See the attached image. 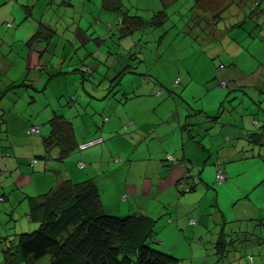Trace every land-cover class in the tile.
Returning <instances> with one entry per match:
<instances>
[{"label":"rangeland","instance_id":"rangeland-1","mask_svg":"<svg viewBox=\"0 0 264 264\" xmlns=\"http://www.w3.org/2000/svg\"><path fill=\"white\" fill-rule=\"evenodd\" d=\"M230 1L240 3L242 0H199L197 5H195V0H121L123 10L129 15H138L148 20L155 12L163 10L166 17L160 24L151 23L150 26H145L133 31L128 36L121 37L126 47L123 46L130 48L131 52L137 56L136 61L134 58L131 60L126 52L128 49L123 50L115 44L107 43V46L110 45L112 53L118 58V63L121 60L130 61L129 72L121 78L122 83L119 86L111 87H114L113 93L123 96L122 92L129 89L134 83H141V75L137 69L139 65L143 64L150 71L148 73L150 81L158 85L160 90L165 92V96L170 95L180 105L184 103V107H191L193 111L204 108V112L211 117L220 111L219 104L223 102L226 110L220 112L219 122H216L209 132L215 131V127L218 129L225 125L226 121L233 122L235 119L238 122L241 116H253L257 120L263 121L264 88L258 87L260 84L257 86L256 84L259 77L264 76V12L262 15H250L251 0H246L245 7L241 5L239 6L241 9L237 10L236 6L232 5L221 13V21L214 24L218 37L208 40V32L205 31V23L212 16L211 11L223 8ZM31 9L35 20L48 22L56 28L55 38H59L58 40L61 41L57 45L58 56L61 53L62 44L67 42V48L72 49L71 55L77 59L79 55L74 54L75 49L72 48L71 42L76 38L75 36L89 37L88 34H93L92 30L96 33L93 35L95 37L96 35L104 37L107 33L105 28H110L108 35L116 38L120 36L119 19L116 12L102 10L101 0H73L71 5L47 6L46 8L38 5ZM242 9L245 11L242 12ZM21 17H23V13ZM30 17V15L25 17L24 21ZM11 20L7 19L4 22L1 20L0 28L3 27L5 31H11L23 23V21L18 22L13 27L7 28L6 22L10 23ZM238 21H243L242 25L234 26L233 24ZM207 29L209 31L211 26L209 25ZM87 40L88 38H84V43ZM103 44L100 42V45H96L100 48L97 56L94 57L95 61L91 58L86 61L87 65L90 61L96 62L99 69L85 74L76 71L57 75L45 90L35 94L36 103L39 104L38 101L44 97L54 96L57 89H61L63 92L64 89L77 88L78 104L80 100L84 99V96H87L83 87L92 90L93 86H106L113 83L112 78L117 70L109 69L108 75L107 71L103 72L105 69L103 63L107 64L106 67L111 64L106 59L108 56L103 55V49L107 47ZM117 49H120V53L116 52ZM31 75L33 78L37 76L36 73ZM83 76L84 79H82ZM175 79L179 80V84L174 83ZM221 80L227 82V88L217 86ZM45 82L46 80L36 84L44 86ZM22 92L24 95L26 94L24 88H16V86L9 88L5 97L2 96L4 100L1 102L4 104L10 102L12 105V101ZM27 92L28 96L33 95V92ZM236 94L238 97L232 99ZM131 95H125V98ZM228 100L232 102L231 106H227ZM233 102L240 103L233 108ZM33 106L34 103L30 101V97L24 96L14 108L15 115H8L5 117V121L0 118V127L3 128L2 126L5 124L7 132L5 135H9L13 146H15V151L23 155L27 154L30 148L22 147L16 143V129L20 125L15 123V118L16 114H24L26 108L32 110ZM197 119H201V117ZM205 119L207 118L202 117V120ZM8 121H10V125L6 124ZM209 123L206 122L197 128L194 127L193 130L191 129L190 136H194V139L200 143L196 132L204 130ZM1 128L0 135H4ZM217 142L223 143L222 138L202 139V144L212 154L206 166L212 167L206 168V172H202L203 182L199 180L198 176H195L192 190L177 194L176 188H173L176 197L172 203L173 210L165 212L157 221L153 229L152 245L171 252L180 259L179 264H232L238 262L236 259H242L239 264L242 261L247 264L248 256H251L253 260L250 264H263L264 251L256 250L257 240L254 234H262L263 241L260 246L264 249V225L258 223L259 219H264V162L257 157H254V159H259L257 161L253 158L247 159L250 161L239 166V175L234 177V180L230 181L226 176L222 182L216 183L215 179L213 181L216 169L213 163L217 160L220 164L222 161L219 158L213 161V158L215 153L223 147ZM249 162L252 163L248 164ZM245 165L246 167H244ZM188 172V176L192 177V171L189 168ZM184 174L182 175L184 176ZM10 191L5 193L8 201H0V238L12 237L13 234L31 231L37 227L35 220L27 218L29 207L25 199L26 192L21 193L17 190L13 194ZM10 201L13 206H10ZM214 203H216L215 206ZM177 206L180 213L186 211L192 214L191 219H196L197 224L188 226L186 220L182 222L180 217V220H177V216L173 212ZM216 208L222 213L224 220L229 222L226 224V232H236L237 234L240 232L235 235L234 239L248 235L246 236L248 240L240 242L239 238L236 239L233 246L231 245V248L235 250H229L227 256L220 260L217 259L213 247L222 222ZM184 222L187 225L183 226ZM175 223H178L179 227L175 226ZM3 244L4 241L0 240V261L3 259L1 251ZM241 255L242 257L239 258ZM45 262L46 258L40 264H45Z\"/></svg>","mask_w":264,"mask_h":264},{"label":"crops","instance_id":"crops-1","mask_svg":"<svg viewBox=\"0 0 264 264\" xmlns=\"http://www.w3.org/2000/svg\"><path fill=\"white\" fill-rule=\"evenodd\" d=\"M72 1L0 0V21L12 19L11 27L23 21L17 29H11V31H5L3 27L0 28V118L5 121V117L8 115H15L14 108L24 96L30 97V101L34 103L32 110L26 108L24 114H16L15 118V123L20 125L16 129V143L22 147L30 148L27 154L23 155L15 151V146H13L9 135H5L7 133L5 124L2 126L3 128L0 127L4 131V135H0V197L4 198L3 201H8L5 193L10 189L13 194L18 190L21 193L26 192V195L35 196L56 188L65 179H69L73 183L92 180L97 186L104 212L118 216L143 213L156 219V226L159 218L172 209V203L175 201L174 183L181 178L185 169V164L179 165L180 161L186 163V167L192 171V177L189 179L192 184L195 176H198L199 180L203 182L202 172H206V168L212 167L206 166L212 154L202 144V139L209 137L222 138L223 143H217L223 147L215 153L213 161L216 158L221 159V169L227 179L234 180V177L239 175V166L250 161L247 159H254L251 152L254 150H251L252 147L240 135L243 129H253L252 119L256 118L247 115L241 116L238 122L235 119L233 122L226 121L225 125L218 129L215 127V131L209 132V129L219 122V117L218 121L211 118L202 120L201 115H207L204 108L194 109L200 110L204 114L187 117V114L193 112L191 107H184V103L180 105L170 95L165 96V92L150 81L148 77L150 71L143 64L139 65L137 69L141 75V83H134L129 89L122 92L123 96L113 93L114 87L120 84L112 85L113 83H110L106 86H93L92 90L83 87L87 96H84V99L80 100L78 104L77 88L64 89L63 92L61 89H57L54 96L44 97L38 101L39 104L36 103L35 94L45 90L57 75L74 73L72 70L79 69L81 66L86 67L87 72L99 69L96 62L90 61L87 65L86 61L89 58L95 61L94 57L97 56L100 48L96 45H100V42L104 43L103 46H107L108 43L115 44L123 50L128 49L126 52L131 60L134 58L136 61L137 59L130 48H125L122 38L107 34L110 32V28H105L107 33L105 32V35L103 32L104 37L93 36L96 34L94 30H92V35L88 34L89 37L75 36L71 46L75 49L74 54L79 55L77 59L71 55L72 49L67 48V42L62 44L61 53L59 56L57 55V45L61 41L58 40L59 38H55V35L48 41L37 42L30 47L25 44L37 24L32 12L27 21L21 17L22 13L24 16L23 5H29L32 8L40 5L42 8H46L47 6L71 5ZM48 25L51 26L49 23ZM205 31L208 32V40H211V29L208 31L206 28ZM84 38H88L85 43ZM116 52L120 53V49H117ZM103 55L108 56L106 59L111 63L108 67L103 63L105 65L103 72L107 71V75L109 69L111 71L116 69L115 75L123 70L121 78L129 72L130 61L121 60L118 63V58L110 50V45L103 49ZM41 65L44 67L42 70ZM28 71L30 72L28 73ZM32 73H36L37 76L33 78ZM83 74L85 73L83 72ZM45 80L44 86L36 84ZM121 80L120 83H122ZM262 81H264V76L259 77L256 85L263 83ZM11 84H15L16 88H24L26 94L24 95L22 92L17 95L16 99L12 101V105L10 102L4 104L1 102L4 100L2 96L5 97ZM4 86L7 88L5 89ZM112 86L114 87L111 88ZM259 86L264 88L262 85ZM27 91L33 92V95L28 96ZM130 94L132 95L125 98V95ZM233 97L232 99H235L238 96L236 94ZM238 103L233 102V108ZM229 105L231 106L232 102L228 100L227 106ZM225 107L223 104L221 108L219 104V108H221L217 113L219 116L221 111L226 110ZM54 115H61L72 128L71 136L74 148L61 158L59 147L52 146L48 150L45 149L43 143L44 137L50 132L47 121ZM199 117L201 119H197ZM200 122H203L202 124L210 123L206 127L202 125L205 127L204 130L196 132L200 140L199 143L190 137L187 129L193 130L194 127H199ZM6 124L10 125V121ZM31 127L39 128L35 136L27 134V130ZM97 136L103 138L101 144L82 151L77 150L78 143ZM256 148L255 146L257 151ZM263 151V148L258 149L259 153H263ZM167 155L178 157L181 160L177 163L168 162L165 159ZM33 157L38 159L36 163L30 165V160ZM116 158L119 160H115ZM79 161L85 162L86 165L79 168L77 166ZM196 170H198L197 174H195ZM2 171L5 173L3 174ZM122 194H126L128 197L121 199ZM9 204L13 206L11 201ZM173 212H175L177 220L180 218H182V222L186 220L188 226L197 224L196 219H194V224H190L189 220L192 214L186 211L180 213L178 206ZM187 217L188 219H186ZM186 222L182 225H187ZM176 225L178 226V223H175Z\"/></svg>","mask_w":264,"mask_h":264},{"label":"trees","instance_id":"trees-1","mask_svg":"<svg viewBox=\"0 0 264 264\" xmlns=\"http://www.w3.org/2000/svg\"><path fill=\"white\" fill-rule=\"evenodd\" d=\"M198 1L195 0V5L198 4ZM244 4L246 5V0H242L240 3L230 1L223 8L211 11L212 16L208 18L205 27L211 26L212 38L218 37L214 24L221 21V13L232 5L236 6V9L239 10L241 9L239 6ZM250 7V15H262L264 12V0H251ZM23 9V19L29 15L31 16V6L23 5ZM101 9L116 12L119 19L118 30L120 38L130 35L133 31L140 28L150 26L151 23L160 24L166 17L163 10L155 12L148 20L138 15H129L123 10L121 0H101ZM244 11L242 9V12ZM242 23L243 21H238L233 25L241 26ZM36 24L34 32L25 42L28 47L37 42L48 41L56 34V28L49 26L47 22L36 20ZM6 27H11V23H6ZM42 69L44 67L41 65ZM76 71L81 73L89 72H87V68L84 66L72 70V72ZM123 72L122 70L114 76L115 78L113 77L114 84L112 85L120 84ZM262 82L264 83V81ZM224 83L223 87L219 84L218 86L227 88V82ZM263 83L260 85L264 87ZM15 86V84H11L8 88ZM220 107H223V102H220ZM221 108L219 109L221 110ZM200 113L202 111L194 110L186 116H197ZM201 116L217 120L219 114L211 117L208 115ZM202 123L197 124L201 125ZM47 124L49 125L50 132L43 139L44 147L48 150L52 146L59 147V156L61 158L74 148L70 123L61 115H54L49 118ZM252 125L253 129H243L240 137L252 147L251 150H254L251 151L252 156L261 158L264 162V151L263 153L258 152V149H264V120L259 123L258 120L252 119ZM187 130L189 132L191 129L188 128ZM190 137L194 138V136ZM255 146L257 147V151L255 150ZM32 159H35L36 163L38 158L33 157ZM180 160H177L175 163ZM216 163L217 160L214 162L216 169L220 168L226 178V174L221 169V164ZM184 164L185 169L183 173L185 174L175 183L183 181L188 186V190L178 191L174 183L177 194L188 192L194 188L192 182H189L191 177L188 176L189 172L186 163ZM2 173L4 174L5 172L2 171ZM214 179L216 183H220L216 181V171ZM25 199L29 207L27 218L35 220L37 227L31 231L13 234L12 237L5 236L0 238L1 241H4L1 249L3 259L0 261V264H40L44 258H46L45 264H179L180 262V259L175 257L171 252L161 250L152 245L156 219L143 213L118 216L104 212L97 186L92 180L73 183L69 179H65L56 188L49 189L35 196L26 195ZM3 200L4 198L0 197V201ZM215 205L216 203H214ZM216 209L219 211L218 208ZM219 213L222 222L220 223L221 227L213 245L218 260L227 256L229 250H235L231 248V245L236 239L238 240L239 238L240 242L248 240L247 234L246 236L234 239L237 234L236 232L227 233L226 224L229 222L224 220L220 211ZM263 220V218L259 219L258 223L264 225ZM242 235H245V233H242ZM261 235L254 234L257 240L256 250L258 252L264 251L260 246L261 241H263ZM241 257L242 255L239 258ZM241 260L236 259L238 262L232 264H239ZM246 261L247 264L252 263V257L248 256Z\"/></svg>","mask_w":264,"mask_h":264},{"label":"built area","instance_id":"built-area-1","mask_svg":"<svg viewBox=\"0 0 264 264\" xmlns=\"http://www.w3.org/2000/svg\"><path fill=\"white\" fill-rule=\"evenodd\" d=\"M174 83L175 84H179V80L178 79H175L174 80ZM219 85L224 86L225 83L221 81L219 83ZM38 131H39V128L38 127H31L27 131V133H28V135L35 136L38 133ZM102 142H103V138L100 137V136H97V137H93V138H90V139H86V140L78 143V145H77L76 148H77L78 151H82V150L88 149L90 147H93L95 145L101 144ZM115 160H119V159L116 158ZM166 160L168 162L175 163L177 160H179V158L177 159V158H175L172 155H167L166 156ZM33 163H35V159H31L30 160V164L32 165ZM216 164H218V162ZM85 165H86V163L83 162V161L77 162V166L79 168H83ZM180 165L181 166L184 165V162L183 161H180ZM224 179H225V175L220 170V168H217L216 169V181L217 182H221ZM175 186H176V188H177L178 191H187L188 190V186L183 181H179L178 183H175ZM121 198L122 199H126L127 198V195L122 194L121 195ZM189 223L190 224H194L195 223V220L194 219H190L189 220Z\"/></svg>","mask_w":264,"mask_h":264},{"label":"bare ground","instance_id":"bare-ground-1","mask_svg":"<svg viewBox=\"0 0 264 264\" xmlns=\"http://www.w3.org/2000/svg\"><path fill=\"white\" fill-rule=\"evenodd\" d=\"M147 81V80H146ZM218 86V85H217ZM223 87V86H222Z\"/></svg>","mask_w":264,"mask_h":264}]
</instances>
